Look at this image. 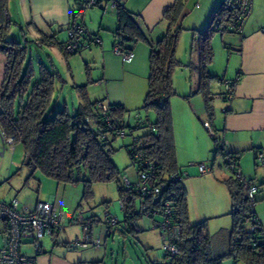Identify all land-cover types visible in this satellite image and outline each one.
Returning a JSON list of instances; mask_svg holds the SVG:
<instances>
[{"label":"trees","instance_id":"16d2710c","mask_svg":"<svg viewBox=\"0 0 264 264\" xmlns=\"http://www.w3.org/2000/svg\"><path fill=\"white\" fill-rule=\"evenodd\" d=\"M114 1L113 9L116 11L117 26L113 32L115 39L113 44L118 43L123 52H132L137 42H145L150 48L148 88L141 108L146 113L154 112L155 120L150 121L148 115L143 118L136 116L134 123L130 124L125 121L124 113L127 111L121 104L106 103L109 106L105 112H102L100 105L105 102L92 101L87 95L89 82L73 86L79 98L74 111L67 109L65 104L56 109L51 95L55 91V83L62 80L59 72L52 63L46 65L41 62L35 75L33 63L27 57L28 40L24 37L25 32L20 30L19 39L9 37L6 16L8 1L0 0V54L3 56L0 128L3 135L12 139V147L17 144L22 147L21 165L29 169V177L38 170L60 184L81 182L84 188L82 194L88 197L91 195L92 183L119 179L118 171L114 168L110 156L114 151L112 141L117 137L133 136L134 131L144 128L146 132L133 136L125 148L131 165L136 153L141 154L152 164V180L164 184L162 196L170 199L171 202L170 222L181 228L182 243L179 256L171 258L168 263L222 264V260L232 257L235 264L239 261L244 264H264V227L253 211L260 188L256 182L248 178L246 181L236 178L235 170L231 169L225 160V166L230 174L222 179L221 183L229 195L230 211L228 212L232 219V226L226 239L222 230L210 233L206 220L189 222L187 202H185L187 193L185 186L182 185L184 177L177 180L184 170L177 165L173 141L170 97L175 94V90L172 86V74L177 66H183L191 76L196 77L198 88L194 93L201 92L204 95L206 115L212 123L209 81L215 78L223 79L209 71L208 65L214 57L211 40L216 33L234 32L231 28L232 16L225 4L227 0L220 1L209 16L210 19L204 29L194 31L190 52L195 54L197 59L184 65L174 54L179 36L185 29L182 22L183 17L186 16L184 6L186 0H175L166 8L161 18L167 24L166 30L157 41L143 31L139 16L128 11L122 0ZM73 25L71 24L70 27ZM39 40L42 44L58 46L65 57L84 50L79 48L75 53H66L61 48L65 41L57 42L54 35H51L50 39L40 36ZM84 43L90 48L94 42L92 38L84 36ZM221 98L227 100L223 93ZM205 128L214 142L213 151L221 156L233 158L237 163L240 153L228 151V148L225 149L219 144V129L215 125L212 126L211 131L209 127ZM121 131L122 136L119 135ZM257 151L259 150H255V159ZM247 182L254 184L258 189L252 198L254 204L246 197ZM117 192L123 219H117L116 225L108 231L111 233L118 229L121 233L135 235L138 233L135 232L136 227L141 228L138 223L140 219L138 195L133 191V186L127 190L122 180ZM151 208L153 210L149 211L148 219L152 222L163 221L164 216L154 210L155 207L151 206ZM135 219L138 225L133 226L131 221ZM84 224L85 220L82 227ZM218 235L223 237V247L220 252L217 251L218 244L215 245ZM41 253L42 246L35 254Z\"/></svg>","mask_w":264,"mask_h":264},{"label":"rangeland","instance_id":"374dc122","mask_svg":"<svg viewBox=\"0 0 264 264\" xmlns=\"http://www.w3.org/2000/svg\"><path fill=\"white\" fill-rule=\"evenodd\" d=\"M186 17V16H185ZM184 18V17H183ZM187 18H184L185 20ZM25 32L24 37L27 41L28 60L32 61L35 68V75L39 69V64L42 62L46 65L52 63L53 67L59 72L62 80L55 83V91L51 95L54 99V107L56 109L66 105V108L70 111H74L78 105V94L73 87L74 85L87 84L88 96L92 101L99 100L105 97V92L109 95L122 99V103L126 107L124 113L125 121L130 124L134 123L136 116L139 118L148 117L150 121L155 120V113H146L141 108L145 92L148 88V73L139 75L134 69L125 72L119 66L117 72L120 76H117L119 82L115 84H109L110 81H103L104 85H97L96 80L102 75V64L97 62V57L90 55L88 49H84L82 52L69 55L65 57L58 50H51L47 46H37L33 41L32 35H30L25 27L22 28ZM9 37L20 38L21 31L16 25L9 24ZM66 35V34H65ZM225 37L228 34L224 35ZM218 37H220L218 35ZM190 30L183 29L179 40L177 42L175 57L186 64L189 61V49H190ZM145 44V43H142ZM213 47V46H212ZM136 48V46H135ZM87 50V51H85ZM214 52V49H213ZM0 56H2L0 54ZM215 58V53L212 62L209 67L216 70L217 73L226 76V57H219L218 53ZM3 58V56H2ZM65 59V60H64ZM137 75L134 76L133 73ZM131 73V74H130ZM124 74V75H123ZM215 74V73H214ZM223 78H226L224 77ZM172 86L175 94L170 97V109L172 114V129L177 137L180 136V142H175V153L177 165H179L184 172L188 173L182 181V185L186 186L187 182L194 180L195 187L200 186L201 204H196L199 207L196 217L192 214L194 211L193 205L189 211V215L193 217L191 223L203 221L206 219V225L210 233H214L219 228L230 227L232 224L231 217L224 211L220 212V216L213 219H208L207 216H203L204 211H211L216 205L220 203L218 200L220 193L215 187L220 186L215 177H219L220 173L225 175L229 174V170L226 168L222 161L221 155L216 154L214 150V142L210 137L209 132L206 130L205 123L209 125L210 131L213 130L212 126L217 125L218 117L222 108L221 93L223 92V84L218 79H212L209 81L210 87V104L213 110L212 123L206 115L205 99L201 92L194 93L198 88L196 84L197 79L195 76H191L187 68L183 66H177L172 74ZM112 85H115L112 87ZM105 87V89H104ZM190 95V96H189ZM186 96H189L186 98ZM54 108V109H55ZM146 130L139 129L133 132V136L141 135ZM179 135V136H178ZM130 135L124 137H117L112 141L113 153L110 155L114 164V168L118 171L119 179H111L105 182H94L91 184V195L88 197L83 196V183L78 182L74 184H60L53 179L46 177L42 172L35 170L32 177H29V169L22 166L23 149L20 145H14L13 149L4 150L2 139L0 136V154L4 153L2 160L3 167L0 171V199L8 201L13 197H16L20 203V206H30L38 201H47L50 194L59 196V203H62V209L64 211V228L58 232V236L55 238L56 242L53 245V240L46 236L43 238V247L49 250H59L61 255H68L70 259L74 257V261H86L87 263L94 262L97 259H102L103 264H158L164 257L163 250L161 248L160 231L158 228L152 227V221L148 218L139 219L138 223L143 229L131 235L129 233H114L113 236L105 238L103 230L105 226L101 224L103 230L93 228V236L99 238L101 241V247L99 249L88 248H74L67 243L81 241L84 237V230H82V223L86 218H95L97 221L103 220V216L108 212L112 217H116L118 220L123 219V212L121 210L118 194V186H121V179L127 178L130 182L135 181V170L130 164V159L127 155L125 145L131 142L132 137ZM1 157V155H0ZM203 163L210 167V164H214L213 170H210L206 174L201 176L197 173L198 164ZM262 167V166H260ZM255 167L252 162V168H255L258 173L264 168ZM9 169V170H8ZM7 171L9 174L7 175ZM86 175V174H85ZM221 175V176H222ZM191 178V179H190ZM199 182L200 184H196ZM221 188V187H220ZM189 194L187 201L190 205V200L193 199V191L189 187L187 188ZM262 194L258 192L257 195ZM257 205V203H256ZM195 206V207H196ZM264 208V207H262ZM256 210V206H255ZM254 210V211H255ZM196 211V210H195ZM256 212V211H255ZM74 220V222H72ZM69 221V222H68ZM103 222V221H102ZM229 222V223H228ZM231 228V227H230ZM100 230V233H99ZM100 236V237H99ZM222 235L216 236L215 245L218 244L217 251H221L223 244ZM103 241V243H102ZM1 242V241H0ZM104 242L106 244H104ZM49 250H46L47 252ZM66 257V256H65ZM222 264H235L232 257L222 260ZM237 264H244L239 261Z\"/></svg>","mask_w":264,"mask_h":264},{"label":"crops","instance_id":"0c3cea01","mask_svg":"<svg viewBox=\"0 0 264 264\" xmlns=\"http://www.w3.org/2000/svg\"><path fill=\"white\" fill-rule=\"evenodd\" d=\"M7 1L6 16L8 24L11 25V23H13V25H16L21 31H23L22 28L25 27L27 32L32 35L33 41L37 46H47L51 50L60 51L56 45L39 43L40 36H45L50 39L51 35H54L58 40L57 42L61 43L67 40V35L65 34H67V30L71 24L81 23L89 34L97 36L100 39V44L92 43L90 48H87L90 50L89 54L97 57V62L102 64V75L99 80L97 79L96 82H94L97 85L101 84L105 86L103 83L105 79L110 81L109 84H112V82L118 84L119 82H117V76H120L121 74L118 73L116 69L119 66L122 70H124V73H128L129 70L134 69L139 75L148 73L149 76L148 55L150 53V48L145 42H137L134 44L132 49L133 58L128 62H124L120 55L113 52L112 44L115 40L113 32L117 26L115 21L116 11L108 6L106 7L103 2L96 7L93 6L90 8H83L81 0ZM174 1L175 0H122L128 11L139 16L141 28L144 32L149 34L154 41H157L165 32L167 24L161 18L163 17V13L166 8L172 5ZM220 1L221 0L185 1L184 6L186 10V17L184 18L187 19L183 20L182 24L184 28L190 30V47L194 31H200L207 26L210 19L209 16H211L212 12L217 8ZM251 3V13L241 27L242 29L240 33H216L213 36V40H211L215 58L218 57V53L219 57H226L227 60L224 70L226 72V76L223 74L219 77L220 74H218V71L216 70L214 71L215 75L222 79L224 76L226 77V80L234 79L232 97L226 101L221 98L223 104L218 117L217 125L215 127L219 129V136H222L223 139H225L228 151L240 153L238 158L239 161H237L241 172L240 175L245 178L252 179L260 186L259 192L262 191V194L257 195V205L255 204V211L256 216L260 221L259 223H261L262 227H264V208H262L264 207V169L257 173L255 168H252V162L255 167L262 166L260 168H264V165H257L254 162L255 150H264V0H252ZM225 34H228V36L225 37ZM218 35L220 37H218ZM37 42L39 44H37ZM188 55L189 61H196L197 57L195 54L190 52V49ZM2 61L3 58L0 56V85L3 79ZM212 70H214V68H211L210 71ZM133 74L134 76L137 75L135 72ZM218 80L223 84L224 89L225 80ZM113 86L115 85H112V87ZM104 95L105 97L99 100H103L105 103L109 104H121L124 106L121 102L122 99H117L109 95L108 92H105ZM223 109H226V111H223ZM179 140H181L180 136L177 137L176 134L174 141L180 142ZM6 149L9 150L12 148L6 147ZM0 155L1 171V167H3L4 162V160H2L4 153ZM210 167L211 170H213L214 164L211 163ZM197 173L199 174L198 169ZM8 174L9 172L7 171V175ZM229 174L225 175L223 173L222 175V173H220V175H218L219 177H215L220 185L215 187V189L217 188L220 193V196L218 197L220 203L211 211H204V217L207 216L208 219L217 218L220 216V212L223 211L229 215V195L226 188H224V185L221 183V180L225 177L227 178ZM193 182L194 180H190L185 186L187 193L185 202H187L188 213L193 205L192 211L194 212L192 214L196 217L197 210H199V207H197L196 204H201V196L199 194L200 186L195 187ZM196 184L200 183L196 182ZM189 187L194 192L192 196V198L194 197V200H190V205L187 201V196L189 194L187 188L189 189ZM57 193L58 191H56L55 194H50L47 201L53 202L55 207H57L64 214L61 207L62 203H59V196ZM35 203L36 202H34L31 206ZM27 205L30 206V203ZM192 218L193 217L190 214V216H188L190 223ZM204 220L206 219L204 218ZM95 221L96 222L92 229H90L92 233L91 235H93V228H98L101 224H103L101 220L97 221L95 219ZM103 225L105 226V231L101 227H99V229L103 230L102 236H104V241L106 240L105 238L113 236L114 233L122 234L118 231V229L109 233L108 229H106V225ZM230 227L227 225L226 228H219V230L223 231L226 239L228 238L227 236L231 229ZM141 231H143L142 228ZM218 231L214 233H217ZM57 236L58 233L53 236H49L53 240V245H55V238ZM159 236L161 238L160 234ZM76 240L79 241L78 239ZM41 244L42 253L35 256L36 264H78L79 262H86L80 261L79 259L74 261L73 256L70 259V256L68 255H61L59 250L54 251V249L49 250L48 248L43 247V241ZM104 244L106 243L104 242ZM100 247L94 249H99ZM46 250L49 251L47 252ZM163 260H165L164 257L160 262ZM101 262H103L102 259H97L96 261L90 263L103 264Z\"/></svg>","mask_w":264,"mask_h":264},{"label":"built area","instance_id":"2783aa9c","mask_svg":"<svg viewBox=\"0 0 264 264\" xmlns=\"http://www.w3.org/2000/svg\"><path fill=\"white\" fill-rule=\"evenodd\" d=\"M83 8H90L99 5L101 2L109 8L115 7L114 0H81ZM252 0H227L226 6L230 10L233 24L231 27L234 33H240L241 27L248 18L252 9ZM67 40L62 44L61 48L66 53H75L79 48L86 49V43H84V36L92 38L95 44H100V39L97 36L89 34L81 23L74 24L67 30ZM37 44H39L37 42ZM112 50L114 53L121 56L124 62L130 61L133 57V52H123L120 50L118 43L113 44ZM224 81L223 96L226 99H230L233 94V80ZM106 103L100 105V110L105 112L107 110ZM1 111V102H0ZM205 127H209L205 124ZM3 131L0 128V136L2 139L3 149L5 147H12V139L7 138L3 135ZM122 136L123 132H119ZM219 144L227 149V144L222 136L218 138ZM222 157L224 164L227 163L231 169L235 170V177L245 180L237 166L236 160L233 158ZM225 160L227 162L225 163ZM256 163L258 165H264V150L256 152ZM152 164L145 159L141 154H134V161L131 167L135 170V181L130 182L127 178H123V186L128 190L133 186V191L138 195L139 198V211L140 219L149 218V211L155 207L154 210L159 211L164 216L163 221L152 222L153 228H158L162 239L161 248L164 253V259L160 264H169L171 258L179 256V249L182 243L181 228L178 225H174L170 222L171 217V202L170 199L162 196L164 192V184L156 183L152 180ZM136 168V169H135ZM211 170V167L206 166L203 163L198 164V172L206 174ZM187 176L184 172L180 175L177 180L181 177ZM246 197L253 203L254 196L257 193V187L252 183H245ZM254 204V203H253ZM252 204V205H253ZM255 210V207L253 211ZM255 212V211H254ZM155 214V213H153ZM63 212L60 211L55 204L51 201H36L31 206L23 205L20 206L19 201L16 197L8 201L0 199V264H36L35 253L41 248L42 240L46 236H52L58 233L64 227ZM103 223L108 227L107 229L113 228L117 223V218L112 217L108 212L103 216ZM74 222V220H73ZM95 219L85 220V224L82 227L84 230V239L82 241L69 242L71 247L74 248H98L100 247L101 240L91 235V230L95 224ZM133 226L138 225L137 219L132 220ZM141 229V228H140ZM136 227L135 232L140 230ZM78 264H91L87 262H79Z\"/></svg>","mask_w":264,"mask_h":264},{"label":"clouds","instance_id":"9594fccd","mask_svg":"<svg viewBox=\"0 0 264 264\" xmlns=\"http://www.w3.org/2000/svg\"><path fill=\"white\" fill-rule=\"evenodd\" d=\"M221 158H222V157H221ZM87 219H89V218H87ZM87 219H86V220H87ZM108 232H109V231H108ZM138 232H140V231H138Z\"/></svg>","mask_w":264,"mask_h":264}]
</instances>
